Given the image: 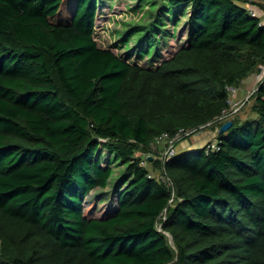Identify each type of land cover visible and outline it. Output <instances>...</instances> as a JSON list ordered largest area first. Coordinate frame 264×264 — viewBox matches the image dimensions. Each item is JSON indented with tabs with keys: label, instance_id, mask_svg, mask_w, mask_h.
<instances>
[{
	"label": "trees",
	"instance_id": "obj_1",
	"mask_svg": "<svg viewBox=\"0 0 264 264\" xmlns=\"http://www.w3.org/2000/svg\"><path fill=\"white\" fill-rule=\"evenodd\" d=\"M246 1H155L179 7L185 37L146 67L98 46L102 0H0V264H264L263 84L256 118L217 133L218 149L136 155L218 123L227 86L264 64ZM124 163L114 210L87 216Z\"/></svg>",
	"mask_w": 264,
	"mask_h": 264
},
{
	"label": "rangeland",
	"instance_id": "obj_2",
	"mask_svg": "<svg viewBox=\"0 0 264 264\" xmlns=\"http://www.w3.org/2000/svg\"><path fill=\"white\" fill-rule=\"evenodd\" d=\"M155 1L157 0H102L94 28V38L98 46L113 50L129 62H136L146 67L156 66L161 59L157 60L153 57L151 60V57L157 52V43L161 41V55L163 58L167 57L169 52L173 51L175 38L181 42V39L183 40L185 37L183 33L185 17L180 18V20L177 18L178 10L175 9L179 7L169 8L158 15L160 5ZM261 18L264 22V17ZM168 22L172 23L173 26ZM166 29L172 31L173 36L169 39L168 44L163 41V31ZM122 39H124V43ZM138 47L139 50L135 54ZM135 55L143 56L137 57ZM248 76L249 79L246 84L241 85L243 90L245 89L244 94L239 93L238 85L236 86L238 92L234 100L238 101L241 106L226 121H243L256 118L252 108L255 100L253 95L260 85H264V64L258 66ZM225 122L207 125L202 131L200 130L181 141L193 143L194 146L192 147L194 148L202 147L216 137L220 127ZM203 137H205L204 140H202ZM136 155L146 159L149 152L137 151ZM122 165L114 168L105 188H97L86 197L84 210L87 216L100 217L114 210L117 193L127 182L124 177L127 164ZM146 165L151 166L148 161ZM153 173L160 178L164 177L158 171ZM157 227L160 228V222H158Z\"/></svg>",
	"mask_w": 264,
	"mask_h": 264
},
{
	"label": "built area",
	"instance_id": "obj_3",
	"mask_svg": "<svg viewBox=\"0 0 264 264\" xmlns=\"http://www.w3.org/2000/svg\"><path fill=\"white\" fill-rule=\"evenodd\" d=\"M259 5L264 6V0H247L245 2V7L247 9V12L250 16L259 18L261 20V23H264L262 21V12L264 10L257 9ZM227 90L229 93V108L224 109L221 113V115L218 117L219 122H225L235 111L238 110V108L241 106V104L238 101L234 100V97H236L238 89L235 86H227ZM211 123H208L206 125L199 126L197 128H191V129H179L174 134L170 135L166 132L158 135L152 142L151 145V151L149 152V156L153 159H159L162 162H165L166 160L170 159L173 155L177 152V145L178 143L185 137H189L193 135L194 133L198 131H202V129L210 125ZM207 147V150H215L218 149V144L216 137L211 140V142L205 144ZM161 147V148H160ZM160 148L159 153H157V150ZM149 156L146 159H142V163L145 165L146 162L149 159ZM163 181H167V178L164 176L161 177Z\"/></svg>",
	"mask_w": 264,
	"mask_h": 264
},
{
	"label": "crops",
	"instance_id": "obj_4",
	"mask_svg": "<svg viewBox=\"0 0 264 264\" xmlns=\"http://www.w3.org/2000/svg\"><path fill=\"white\" fill-rule=\"evenodd\" d=\"M264 7V6H263ZM257 9H260L261 10V7L259 6ZM264 10V9H262ZM262 14V17H264V11L261 13ZM249 79V76L246 77L244 80L241 81V83L238 85V89H239V93L241 94H244L245 93V89L243 90V85L246 84V82L248 81ZM242 85V86H241ZM206 133V132H205ZM205 137L202 138V140H204ZM204 143V141H203ZM204 145V144H203ZM194 146L193 143L191 142H188V143H184V141H181L178 143L177 145V153H182L183 151H186V150H189L191 148H194L192 147ZM161 148V147H160ZM160 148L157 150V153H159V150Z\"/></svg>",
	"mask_w": 264,
	"mask_h": 264
},
{
	"label": "water",
	"instance_id": "obj_5",
	"mask_svg": "<svg viewBox=\"0 0 264 264\" xmlns=\"http://www.w3.org/2000/svg\"><path fill=\"white\" fill-rule=\"evenodd\" d=\"M232 124V121H226L221 127H220V130H219V133L223 132V131H226ZM149 159L152 160V157L149 156ZM169 238L170 240H172L171 236L169 235Z\"/></svg>",
	"mask_w": 264,
	"mask_h": 264
}]
</instances>
